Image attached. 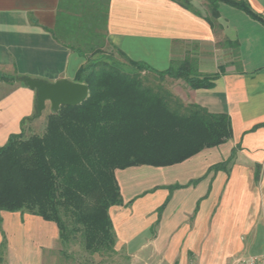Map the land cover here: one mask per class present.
Segmentation results:
<instances>
[{"label": "crops", "instance_id": "obj_1", "mask_svg": "<svg viewBox=\"0 0 264 264\" xmlns=\"http://www.w3.org/2000/svg\"><path fill=\"white\" fill-rule=\"evenodd\" d=\"M237 1L258 16L230 0L219 2L218 16L209 0H189L191 7L182 0H0L2 73L76 81L93 48L111 46L124 62L165 70L188 58L201 74H218L211 88L169 79L186 105L230 116L228 141L168 165L166 179L167 166H154L146 179L141 171L152 165L116 170L124 200L110 208L116 248L133 264H175L188 251L214 264L200 243L213 225L215 233L229 229L219 264L264 254V0ZM35 102L23 82L0 81V146L21 132ZM60 250L56 222L0 212V264H47Z\"/></svg>", "mask_w": 264, "mask_h": 264}, {"label": "trees", "instance_id": "obj_2", "mask_svg": "<svg viewBox=\"0 0 264 264\" xmlns=\"http://www.w3.org/2000/svg\"><path fill=\"white\" fill-rule=\"evenodd\" d=\"M220 1L209 0L213 16L219 15ZM230 1L258 16L247 4ZM182 3L191 7L189 0ZM107 57L89 56L78 70L75 80L90 89L84 102L52 110L42 135L22 138L24 122L32 116L26 118L21 132L0 146V212H28L56 222L62 244L81 233L91 253L116 247L110 208L124 203L117 169L180 163L233 134L227 113L186 105L171 90L147 85L142 77L149 71L199 89L213 87L218 74H201L188 58L158 70L126 56V62ZM16 77L0 72V81Z\"/></svg>", "mask_w": 264, "mask_h": 264}, {"label": "rangeland", "instance_id": "obj_3", "mask_svg": "<svg viewBox=\"0 0 264 264\" xmlns=\"http://www.w3.org/2000/svg\"><path fill=\"white\" fill-rule=\"evenodd\" d=\"M86 51H91L92 48H86L83 47ZM93 49H98V51H94L90 54L91 58H102L106 59L107 56H112L113 58L118 59L119 54L116 52L115 49H113L111 46H104V47H94ZM121 58V57H120ZM143 80L145 84L151 85V86H157L162 85L163 87L172 90L173 88V79H169L170 77H164L160 78L157 74L149 71H143L142 74ZM176 86V85H175ZM174 86V88H175ZM176 92L179 93L177 95L180 97V95L183 93L182 88H176ZM175 94V93H174ZM176 95V94H175ZM181 98V97H180ZM182 99V98H181ZM185 103V102H184ZM51 105L50 103L47 104V108L44 111L43 115L39 118L33 119V121H30L27 123V125L24 126V137L22 138H30L35 134L42 135L45 133L48 123V115L51 113ZM153 168V169H152ZM154 166H144L141 175H144L145 177H149L150 171L154 170ZM170 167H163V174L162 177L165 178V176L169 177L168 171ZM166 177V178H167ZM165 178V179H166ZM148 179V178H147ZM215 227L210 226V230L208 233L207 231L204 232V230L201 232V237H203L200 240L202 251L205 253V256L209 255L208 259L209 261H212L214 264L222 263L221 258L223 257V254L226 249V246L229 245V240H226L225 238L229 237V233L226 231L229 229L225 228L226 230H218L217 233H215ZM154 230V228H153ZM61 252L55 253L56 258L54 256H51L50 261L47 264H133L132 257L125 252L123 249H117L115 247L114 251H103L102 253H91L85 248V243L83 241V237L81 233L73 234L70 238V240L66 244H62L61 242ZM202 252V253H203ZM203 253V257L204 256ZM219 254V255H218ZM220 256V258L218 257ZM151 264H161V262L154 259ZM166 264H169L166 262ZM175 264H200L197 255L193 253L192 251H188L187 254H184V256H179L177 259V262ZM230 264V262L228 263Z\"/></svg>", "mask_w": 264, "mask_h": 264}, {"label": "water", "instance_id": "obj_4", "mask_svg": "<svg viewBox=\"0 0 264 264\" xmlns=\"http://www.w3.org/2000/svg\"><path fill=\"white\" fill-rule=\"evenodd\" d=\"M16 78L36 91L35 113L31 119L41 117L48 103L53 111L58 112L62 105H79L90 95L88 84L67 78L56 81L25 75Z\"/></svg>", "mask_w": 264, "mask_h": 264}, {"label": "built area", "instance_id": "obj_5", "mask_svg": "<svg viewBox=\"0 0 264 264\" xmlns=\"http://www.w3.org/2000/svg\"><path fill=\"white\" fill-rule=\"evenodd\" d=\"M237 264H264V254L251 255L246 258H242Z\"/></svg>", "mask_w": 264, "mask_h": 264}]
</instances>
